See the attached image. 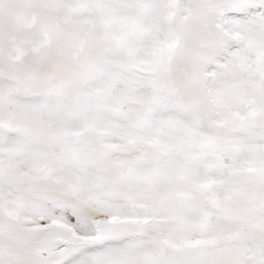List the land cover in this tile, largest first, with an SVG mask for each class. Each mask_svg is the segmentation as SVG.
I'll use <instances>...</instances> for the list:
<instances>
[{"label": "snow or ice", "instance_id": "snow-or-ice-1", "mask_svg": "<svg viewBox=\"0 0 264 264\" xmlns=\"http://www.w3.org/2000/svg\"><path fill=\"white\" fill-rule=\"evenodd\" d=\"M0 264H264V0H0Z\"/></svg>", "mask_w": 264, "mask_h": 264}]
</instances>
